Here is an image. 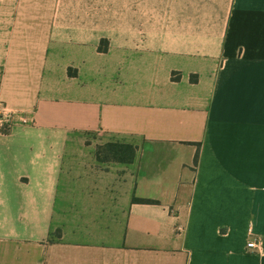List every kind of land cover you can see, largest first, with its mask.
<instances>
[{
    "label": "crops",
    "instance_id": "1",
    "mask_svg": "<svg viewBox=\"0 0 264 264\" xmlns=\"http://www.w3.org/2000/svg\"><path fill=\"white\" fill-rule=\"evenodd\" d=\"M0 264H264V0H0Z\"/></svg>",
    "mask_w": 264,
    "mask_h": 264
},
{
    "label": "trees",
    "instance_id": "2",
    "mask_svg": "<svg viewBox=\"0 0 264 264\" xmlns=\"http://www.w3.org/2000/svg\"><path fill=\"white\" fill-rule=\"evenodd\" d=\"M196 81V76L192 78ZM137 147L132 144L112 142L98 146L97 159L100 162H123L131 163L134 160ZM198 161V153L195 156L194 163ZM158 201L148 198L133 197V203L155 204Z\"/></svg>",
    "mask_w": 264,
    "mask_h": 264
},
{
    "label": "built area",
    "instance_id": "3",
    "mask_svg": "<svg viewBox=\"0 0 264 264\" xmlns=\"http://www.w3.org/2000/svg\"><path fill=\"white\" fill-rule=\"evenodd\" d=\"M247 247L248 248H250V249H256L257 248V243H255V242H249L248 244H247Z\"/></svg>",
    "mask_w": 264,
    "mask_h": 264
}]
</instances>
